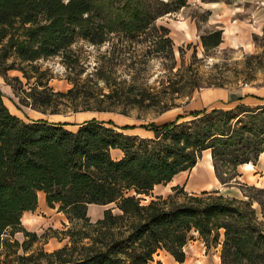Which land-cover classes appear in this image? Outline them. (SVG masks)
Here are the masks:
<instances>
[{
	"label": "trees",
	"instance_id": "obj_1",
	"mask_svg": "<svg viewBox=\"0 0 264 264\" xmlns=\"http://www.w3.org/2000/svg\"><path fill=\"white\" fill-rule=\"evenodd\" d=\"M170 4L179 10L186 0H0V76L14 88L20 105L42 114L125 115L129 107L163 113L179 90L122 88L124 82L115 83L111 71L101 70L77 80L81 71L74 67L78 57L72 46L79 40L102 46L116 37L125 43L152 41L154 52L172 55L169 30L156 24L171 12ZM200 42L204 50L216 48L220 31L201 36ZM55 57L69 72L66 92L50 87L53 76L39 65ZM10 71L21 73L25 84L9 78ZM100 81L113 88L104 92ZM263 109L195 111L186 122L177 117L160 127L150 124L146 128L153 138H139L96 120L75 130L24 121L0 94V264H151L160 252L183 263L193 239L207 249L220 247V264H264V229L249 201L182 190L166 198L152 195L155 186L195 167L207 150L217 175L220 168L256 163L264 153ZM112 150L123 156L113 159ZM39 192L75 228L63 232L70 246L28 255L42 236L26 231L21 217L35 211ZM89 205L113 207L91 223ZM16 233L23 234L22 243L14 239Z\"/></svg>",
	"mask_w": 264,
	"mask_h": 264
},
{
	"label": "rangeland",
	"instance_id": "obj_2",
	"mask_svg": "<svg viewBox=\"0 0 264 264\" xmlns=\"http://www.w3.org/2000/svg\"><path fill=\"white\" fill-rule=\"evenodd\" d=\"M162 1L174 2V0ZM207 1L209 0H186V6L179 10H176V5L170 4L167 9L171 12L157 20L156 24L157 26H164L167 23L173 28L176 27L177 29H172V36L176 39V43H178L177 36L180 31L178 28L181 26L179 22L183 18L196 19L199 26V37L209 36L213 30L204 27L205 14L196 8L200 2ZM169 37L171 38V35ZM125 41V39L114 37L102 46H93L79 40L72 46V53L78 57V63L74 64V67L76 71H81L78 77L80 79L77 80H85L94 76L96 71L101 70L111 71V78L115 79V83L124 82L122 88L134 86L135 88H147L151 92H156L164 87L173 86L179 92L171 95L174 99L170 103L173 106L169 110L160 113L154 109L129 107L125 110V115L89 111L68 112L59 115L42 114L20 105L14 88L0 76V94L5 105L12 114L24 121L44 120L52 123H62L67 125L68 129L75 130L78 124L96 120L111 123L124 134L139 138H153L152 131L146 128L150 124L160 127L163 124L173 122L177 117L183 118L179 123L191 120L189 114L194 112L192 111L193 108L198 105L197 98H199V93L203 89H232L239 86L246 87L247 85L264 86V34L257 40L259 50L250 55H245L239 51L219 50L217 48L204 50L200 42L193 39L191 43L178 46L174 42L173 54L166 56V51L165 53L154 52L155 47H153L152 41L150 43L148 40H134L132 42L127 41V43ZM39 65H41L42 70L48 69L52 74L53 79L50 81L49 86L55 91L66 92L71 88L66 80L69 72L61 57L46 61L41 60ZM7 76L9 78L18 77L22 84L26 82L18 71H10ZM70 77L76 78L74 74H71ZM112 84L111 82L106 84V82L100 81L98 86L104 92H107L113 88ZM261 107L264 108V105H261ZM256 108L251 109L256 111ZM213 109L215 108L207 107V109L202 110L210 113ZM232 109L221 110L229 111ZM263 154L258 157L256 163H248L250 164L249 167H245L247 164H243L235 169L220 168L219 175H217L210 151H204L195 167L188 171V176L183 180L184 182L178 179L173 184L160 185L154 189L152 195L166 198L182 190L183 193L188 195L213 192L226 198L249 201L264 229ZM112 207L113 205L99 208L105 210ZM41 210L38 209L28 215V221L30 222L36 221V217L42 219H40L42 223L39 227L33 228L36 235L38 237L42 236V238L36 244H33L28 255L39 251L52 254L61 250L65 245L69 244L70 246L69 237L65 236L63 232L67 228H75V224L69 223L65 216L63 222L57 219L59 217L55 211H50L46 205ZM88 216L90 222L94 223L96 213L92 209ZM184 251L185 260L183 263H177L166 253L160 252L151 264H220V247L207 249L200 240L193 239L188 242ZM19 254H22V252L19 251ZM42 264H45L44 260H42Z\"/></svg>",
	"mask_w": 264,
	"mask_h": 264
},
{
	"label": "crops",
	"instance_id": "obj_3",
	"mask_svg": "<svg viewBox=\"0 0 264 264\" xmlns=\"http://www.w3.org/2000/svg\"><path fill=\"white\" fill-rule=\"evenodd\" d=\"M196 8L205 14L204 27L206 29L213 30V32L220 31V43L216 47L217 49L239 51L245 55L254 54L259 50L260 47L257 44V40L264 34V0H209L207 2H200ZM179 23H181V26L178 28L180 30L177 36L178 43H176V39L172 36V29L177 28H173V26L167 23L164 24V27L169 30V36L171 35L173 43L175 42L178 46L191 43L193 39H197L200 42L199 26L196 19L183 18ZM197 99L198 105L192 110L194 112L203 111L207 107L227 110L237 105H244L253 108L264 105V86L254 87L247 85L246 87L239 86L232 89L207 88L199 93V98ZM122 156L123 154L120 150L111 151V157L115 160H119ZM248 165L250 164L245 165V167H248ZM188 171L175 175L167 184H173L178 179L184 182L183 180L188 176ZM158 186L160 185L155 186L154 189ZM45 205L47 206L45 194L39 192L35 211L38 209L42 211L41 208L43 209ZM99 207L103 206L89 205L87 207V217L89 220L88 215L91 209L96 213L94 222L101 219L104 211L109 209L101 210ZM47 209L55 211L59 217L57 219L62 222L64 221L65 215L57 212V208L51 209L47 206ZM32 213H23L21 224L26 231L35 233L33 228L39 227L42 219L36 217V221H28V215ZM14 239L22 243L24 241L23 234L16 233Z\"/></svg>",
	"mask_w": 264,
	"mask_h": 264
},
{
	"label": "built area",
	"instance_id": "obj_4",
	"mask_svg": "<svg viewBox=\"0 0 264 264\" xmlns=\"http://www.w3.org/2000/svg\"><path fill=\"white\" fill-rule=\"evenodd\" d=\"M244 86H246V85H244Z\"/></svg>",
	"mask_w": 264,
	"mask_h": 264
},
{
	"label": "bare ground",
	"instance_id": "obj_5",
	"mask_svg": "<svg viewBox=\"0 0 264 264\" xmlns=\"http://www.w3.org/2000/svg\"><path fill=\"white\" fill-rule=\"evenodd\" d=\"M249 167V166H248Z\"/></svg>",
	"mask_w": 264,
	"mask_h": 264
}]
</instances>
